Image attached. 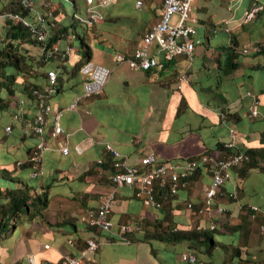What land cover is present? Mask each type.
<instances>
[{"label": "crops", "instance_id": "0c3cea01", "mask_svg": "<svg viewBox=\"0 0 264 264\" xmlns=\"http://www.w3.org/2000/svg\"><path fill=\"white\" fill-rule=\"evenodd\" d=\"M11 1L0 0V8L10 6ZM44 2L35 0L36 14L45 11ZM161 8V0H145L142 8L136 7V0H114L108 7H98L102 17L95 21L93 29L105 34L99 37L104 47L101 50L92 46V60L97 55L104 62L98 63L111 69V76L102 92L82 97L75 108L70 105L77 96H82L86 80L80 73L71 76L65 72L63 84L59 86L58 80L56 90L46 98L53 113L60 112V123L65 129L56 143L45 151L44 174L35 185L37 189L48 187L46 215L52 227L35 220L30 231L12 228L0 235V264H29V256H33L37 264H61L68 255L82 257L83 264H190L181 258L184 252L196 255L205 264L264 263V194H260V190L252 191L250 184L252 171L264 174L263 160H260V167L247 169L243 164L226 172L221 190L224 193L236 191L237 196L232 199L219 196L213 200L215 230L223 237L217 243L213 233L210 249L197 247L195 241L171 245L156 243L154 238L147 237L154 226L169 218V212L178 229L188 230L197 223L199 218L194 209L201 205L203 187L208 182L203 174L182 187L177 196L171 195L172 200L162 205L165 209L150 208L136 196L134 189L121 187L119 193L116 192L111 219L115 228L126 220L136 223V229L129 233V242H122L113 233L105 234L89 224L91 210L100 204V194H108L114 187L111 176L115 168L113 160L109 161L112 155L106 150V142L118 149L129 164L144 170L143 159L152 153L162 162H179L206 154L208 150L221 152L223 146L218 145H226L232 135L236 138L240 129L236 123L224 121V110L245 114L246 110L251 112L253 109V99L247 95V90L251 88L256 93L259 87L252 88L251 81L244 79L238 69L229 79L230 84L225 81L228 89L220 91L228 100L225 105L222 96L215 95V99L221 98L216 102L210 100V94L203 93L205 91L199 94L195 81L199 71L196 65L186 66L185 56L166 62L159 54V65L148 71L132 70L127 63L118 61L119 54L128 57L134 54L141 37L159 20ZM254 10H248L247 21L255 16ZM64 18V15L58 16V24L68 26ZM2 24L5 22H0ZM117 34L122 39H117ZM258 42L264 44V37L256 38L251 44ZM34 48L35 55L42 57V49ZM153 49L158 52L157 45ZM74 56L73 52L67 62ZM71 64L73 67L77 63L72 61ZM212 65L216 66L215 63ZM57 72L59 74L58 69ZM236 75L243 81H234ZM201 83L204 86L205 83ZM245 85L248 87L243 92L241 88ZM258 103L257 110H260L261 100ZM28 105V110H36L31 102ZM52 119L51 114L45 130L48 139L50 129H53ZM31 123L27 121L26 127L22 128L24 122L15 119L12 123L14 139L0 143L2 149L20 155L21 161L27 158L29 147L39 139L29 136ZM242 134H245L244 142L248 134L253 145L264 142V134L262 137L258 131L249 133L247 129ZM23 135L28 137L26 141L22 139ZM77 144L82 145L81 154L74 150ZM64 146L70 147L68 154L63 153ZM254 179L257 189L264 182V175H256ZM189 202L194 205L193 212L186 208ZM252 206L259 209L253 211ZM141 221L149 232H145ZM131 233L138 240H131ZM111 237L116 240H110ZM88 240L97 242L98 249L89 250ZM196 242L201 246L209 243Z\"/></svg>", "mask_w": 264, "mask_h": 264}, {"label": "trees", "instance_id": "16d2710c", "mask_svg": "<svg viewBox=\"0 0 264 264\" xmlns=\"http://www.w3.org/2000/svg\"><path fill=\"white\" fill-rule=\"evenodd\" d=\"M69 1L72 3L73 7V20L70 26H66L58 24V16L63 15L61 10L64 8L66 0H52V2H50L49 0H45L48 5L45 6V11H41L46 15L47 37L44 41H41L37 37L33 36L31 31L23 24V20L21 18H14L11 16L13 14H19L22 18H29L31 21L36 23L37 14L34 12V8H25L20 0H12L10 6L0 8V16H3L5 18V24L0 25V28H3V31L0 32V128L3 127L4 129L3 131L0 130V132L2 133L0 143H9L12 140L13 135L9 136L8 133L7 136L5 135V133L7 126L10 125L12 128V123L15 121V119L24 122L22 128L26 127L27 121L33 123L36 117L39 101L37 96H35L33 92L34 90H41L47 85V74L49 70L57 71L58 69L59 86L63 84L62 79L64 73L66 72L64 63L67 62V59L70 57V55L65 54V51L68 46L74 48L73 43L75 40H73L72 38V36L75 35L74 32L72 31L71 34H69V27L74 28V23L76 20L79 21L82 25L79 46L80 60L77 64L73 65L71 76L78 75L80 73L81 66L92 58V46L88 44V40L92 38V36L90 35V31H92V29L94 28L95 22L89 24L76 17V14H79L78 12H76L78 6L82 10V13L80 15L82 17L87 16L86 3L84 0ZM263 9L264 8H262L261 3L257 1L255 7L250 6L249 12H253L254 10V17H259ZM49 12H51V16L48 15ZM56 18L57 21L55 22ZM228 32L230 34L232 33L230 30ZM54 45H58L61 48V51L56 53L52 58H46V56L37 57L35 54H31L28 48V46H32L40 48V50L42 49L44 52H47L48 49L53 50ZM257 45L259 46V50L253 53V55L256 56L264 54V44L262 42H258ZM238 46V40L235 37H231L230 35L229 43L227 46L224 44H220L218 46L217 59L214 60V58H212V62L208 66L205 62H202L198 71L205 72L206 70H208L210 73H212V75H215V77L219 76L220 80L218 82L220 84L232 78L237 69L239 70L243 68L242 66L250 68H253L256 65L261 66L260 62L257 64H245L244 62L240 61V55L241 53H244V48L241 52L240 50H238ZM63 54H65L64 57L62 56ZM213 63H215L216 66H213ZM190 72H192V69L189 70V73ZM258 85L259 86L257 87H259V89L258 91H256L255 97L258 102H260L261 100V104H263H260V106H262L261 108L264 109V85ZM213 90L214 89L211 88L212 92H209L211 96L210 100H215L216 102L220 101L221 98L215 99V95L222 96L223 98V94L220 92V90H217V92ZM202 91H205L203 93H206L204 87L202 88ZM22 100H24V111L22 112L21 120H19V118H16V115L18 114V108L21 105ZM30 102L32 104V107H34L36 110H28V108L30 107V105L28 104ZM46 102H48V99H46ZM227 103L228 100L226 98H223L222 104L226 105ZM224 111V116L222 117L224 121H226L227 123L234 122L238 127H240V129H238V133H236L235 147H226L225 144H219L218 147L223 146V148L220 149L224 150L226 152V155H231L238 152H243L244 154H246L249 157V159L245 163L247 169L260 167V160L264 161V142L263 144L261 143L258 145H253L249 134L244 142V140L242 139L244 138L243 135L245 136V134H242V132L245 133V130L249 129V133L258 131L262 136V134H264V110H258V114L254 116L251 115V112H249V110H246L245 114H243V111ZM32 123L30 125V129ZM29 136L37 137V135H35V133L32 131L29 133ZM22 139L26 141L28 137L26 135H23ZM238 141L239 143L237 144ZM0 149H2L1 144ZM32 149L33 147L29 148L28 157L31 154ZM6 150L7 149H4V153L7 152L8 154H13L11 151ZM205 153L208 154L211 153V151L208 150ZM27 158L23 160V164H18V162H23L19 160V158H15L12 160L10 156L7 161L0 162V177L7 178L14 184L11 185V183H3L2 181H0V235L4 234L12 228H16V224L20 225L33 222V220L37 216L41 217L42 214L44 215L43 211L48 206L49 194L47 186L43 187L41 192H38L36 186H30V184L24 181L20 175L14 174V172L17 171L18 168H30V164L27 161ZM113 158L114 157L112 156L109 161L111 163L113 160L112 163L114 164L115 160ZM210 169L211 166H204L199 168L196 174L189 179V183H191L194 179L202 174L206 177V174L210 172ZM17 183H20V185H16V187H14ZM31 188L34 191H31ZM172 197L170 194H166L164 192H159L158 194V198L164 204L168 201H171ZM165 207L166 206L164 205V208L162 209H165ZM194 210L195 214H197L196 217L199 219H197V223L194 224L191 229H178L177 223L173 220L170 212H167L169 218L162 222H159L156 226H154L153 232L151 234L149 233L147 237L154 238L156 240V243L171 245L183 241H208L210 242V244L208 243V248H212L211 242L213 241V232L216 228L214 230L197 229V225L203 223V221L207 219V216H199L198 208H195ZM144 228L146 233L150 231L149 228ZM97 229L101 232V229ZM138 236L139 235H137V237ZM130 238L134 241L137 239L133 233H131ZM147 241L151 242L150 239H148ZM152 247H154L153 243ZM153 254L155 255V253ZM232 261H234V259H232ZM230 263L233 264V262Z\"/></svg>", "mask_w": 264, "mask_h": 264}, {"label": "built area", "instance_id": "2783aa9c", "mask_svg": "<svg viewBox=\"0 0 264 264\" xmlns=\"http://www.w3.org/2000/svg\"><path fill=\"white\" fill-rule=\"evenodd\" d=\"M25 8L32 9L35 6V0H20ZM44 1V0H43ZM87 6V16L82 17L80 14H76V17L83 20L86 23H93L100 19L102 16L98 11V7H108L114 0H84ZM145 0H136V7L142 8ZM162 8L160 10V18L142 37L138 47L134 51V54L130 57L124 54H119L117 56L118 61L127 63L132 70H143L148 71L155 69L159 63V54L162 55L164 61L171 62L179 56H185L186 58L192 59L196 49V27L195 21L189 20L190 12L192 10V3L195 0H161ZM44 5L48 4L44 2ZM51 12L48 13L50 15ZM52 15V14H51ZM50 15V16H51ZM14 18H21L23 24L31 31L33 36L37 37L39 40L44 41L47 37L46 30V15L42 12L37 13V21L34 23L29 18H22L19 14L11 15ZM54 25V24H53ZM73 40L76 39L75 35L72 36ZM154 45L158 46V52L152 51ZM259 50L258 45H248L244 48V53H254ZM61 48L58 45H54L53 50L48 49L47 52L42 50L41 56H46V58H52L56 53L60 52ZM74 52V48L68 46L66 48L65 54L71 55ZM65 54L62 56L64 57ZM61 56V57H62ZM80 73L85 77L84 91L82 96H77L70 108L77 107L80 99L82 97H90L103 91L104 87L109 81L111 76V69L105 65L95 63L91 60L85 62L81 68ZM48 84L45 88L41 90H34L33 94L37 96L39 103L36 113V119L32 126L35 133L41 136V142L35 147L31 156L30 162L32 163L31 176L36 177L43 174L42 163H43V153L50 148L51 142L56 140L62 133V128L58 119H60V112L53 113V108L50 103L46 102V98L51 95L58 85V72L56 70H49L47 74ZM253 99V109L251 110V115L258 114V101H256L255 95L248 93ZM24 111V100L21 101V105L18 108V114L16 118H22V112ZM53 115V129H50L49 139L45 137V128L48 126V118ZM6 131L9 133L11 131V126L6 127ZM235 140L232 139L226 143V147H235ZM107 149L112 151V156L116 160L114 163L115 169L119 172L113 178L114 182L118 185L123 183L136 185L138 188V195L143 196L144 203L148 207H162L163 202L158 198L159 192L170 194L177 193L180 191L182 186L179 184L175 185H160L158 189L154 190L153 181L157 178H162L166 173V167L162 166L158 170L149 167V164L155 161L154 155H147L143 159V163L147 165L143 170L141 167L129 164L127 159H124V155L120 153L118 149L113 148L110 144L106 145ZM64 152L68 149L64 148ZM226 152L221 150V152H211L207 155L211 157L204 156L201 160H196L201 164L213 163V169H223L230 168L232 165L241 164L247 161L249 157L243 152L233 153L226 156ZM218 159V160H217ZM200 164V165H201ZM195 165V164H193ZM193 170H196V166ZM172 178L176 180L178 175L176 172H172ZM193 171L191 173L186 172L183 174L184 187L189 184V179L192 177ZM163 180V179H162ZM164 181V180H163ZM221 182L217 181L213 185H207L204 188V204L205 209L201 212L209 213L210 216L214 209V205L211 202L213 196H217L220 188ZM163 190V191H162ZM155 191V195L153 192ZM110 197H102L101 204L99 208L90 212V223L96 225L103 230H109L112 227V222L109 220L111 213V204L105 200H113L114 193H110ZM235 193L230 194L234 196ZM108 196V195H107ZM188 210L193 212L191 204L186 207ZM101 220H96L102 218ZM201 226H198L200 228ZM214 225H211L213 228ZM136 229V226H126L124 231H130L131 229ZM98 247L93 240H88V249L94 250ZM181 258L188 260L190 262H195V257L186 252L182 253ZM29 264H37L33 256L28 257ZM62 264H83L82 257H74L66 259Z\"/></svg>", "mask_w": 264, "mask_h": 264}, {"label": "rangeland", "instance_id": "374dc122", "mask_svg": "<svg viewBox=\"0 0 264 264\" xmlns=\"http://www.w3.org/2000/svg\"><path fill=\"white\" fill-rule=\"evenodd\" d=\"M60 1V0H57ZM257 1H259V3H261L262 8H264V0H195L192 3V10L190 12V18L189 20L191 21H195V27H196V35H195V40H196V49L194 52V56L193 59L190 58H183V60L185 62H187L186 66L190 65V67L192 65H196V69L199 70V67L202 62H205L208 65H210V63L212 62V58H214V60L217 59V55H218V46L220 44H224V45H228L229 43V39H230V35L231 37H235L238 42H239V46H238V50H240L242 52V49L247 46L248 44H251L252 41H254L256 38L258 37H264V9L262 10V13L259 17H253L251 18L249 21H247V17H248V10L251 7H255L257 4ZM62 14L64 15V22L68 23V25L70 26L71 22H72V14H73V7H72V3L68 0L65 3L64 8L61 10ZM76 12H78L79 14L82 13V10L79 8V6L77 7ZM153 12V10H152ZM247 15V16H246ZM4 17L0 16V22L3 23L4 22ZM74 28L69 27V34H71V32L73 31L75 34L76 39L74 40V54L75 56L73 58L70 59V62H66L65 63V71L66 73L70 74L71 70H72V64L71 62L73 61L74 63H78V61L80 60V50H79V46H80V35L82 32V25L80 24L79 21H75L74 23ZM228 30H230L232 33L230 34L228 32ZM3 31V28H0V32ZM90 35L92 36V38H90L88 40V44L93 46L94 48H103L104 47V43L102 41L99 40V37L101 35H105V34H100L97 30H92L90 31ZM113 36H115L114 34H112ZM1 38V36H0ZM117 39H122V37L120 35H116ZM29 51L31 54H35L36 50L34 47H29ZM102 50V49H101ZM154 49L152 48V51ZM240 61L244 62L245 64L247 63H261V66L256 65L255 67H245L242 66L243 68H241L240 70H238L239 74L241 73L244 74V79L246 80H250L252 83V88L259 86L260 85H264V54H260V55H253V53L250 54H244L241 53L240 55ZM91 61L95 62V63H104L102 61H100L97 58V55H95L93 57V60L91 58ZM97 61V62H96ZM197 76V79L195 81H197V90L200 94V91L202 92V87L205 88L207 95L209 94V92L211 91V88H213L215 92H217V90H225L228 89L227 88V84L225 83H220L219 84V76L215 77V75H212V73H210L208 70H206L205 72H197L195 74ZM237 79H235L234 81L236 82H242L243 78L239 75H236ZM199 77V79H198ZM203 79V80H202ZM201 81H203L205 84L204 86L202 85ZM228 84L231 83L230 80H227ZM248 86H243L241 89L243 90V92L246 91V88ZM255 89V88H254ZM248 93H251L252 95H255L256 93H254V91L250 88H248L247 90V95ZM251 96V95H248ZM247 96V97H248ZM213 103V102H210ZM262 106H260V110H264L263 108H261ZM2 128H0V130L2 131ZM13 129L11 128V131L9 132V136H12L13 134ZM5 133V132H4ZM1 132H0V138H2L1 136ZM5 135L8 136V134L5 133ZM14 137V135H13ZM12 137V139H14ZM37 138V137H36ZM58 140V138L56 140H54L53 142H51V146L50 148L56 143V141ZM41 142L40 139L37 138V140L35 141L34 144H32L30 147H33V149L31 150V154L33 152V150L35 149L34 146H38V144ZM29 147V148H30ZM48 150V149H47ZM27 158V161L30 164V167H32V163L30 162V156ZM44 155V153H43ZM10 158L13 160L15 158H20L21 156L18 155L16 152H13V154H8L7 152L4 153V149H0V162L1 161H7V159ZM227 157H229V155H226ZM114 159V158H113ZM115 160V159H114ZM23 161V160H22ZM24 162V161H23ZM116 162V160H115ZM114 162V163H115ZM247 161H244L241 163V165L245 164ZM260 163V162H259ZM115 168V166H114ZM42 169H43V165H42ZM264 171V170H263ZM14 174H18L21 176V178L26 181L28 184H30V186H34L39 183L41 181L42 176L40 177H31L30 176V170L28 168H24V169H19L17 171L14 172ZM256 175H264L261 174V171L255 170L251 172V176H252V180L250 181L251 189L252 191L256 192L258 190H260V194H264V182H262L261 184H259V188H254L255 185V176ZM44 178V177H43ZM0 181H2L3 183H11V185H14L13 182H10L9 179L7 178H3L0 177ZM124 184V183H123ZM122 184V185H123ZM16 185H20V183L15 184L14 187H16ZM38 186H36L37 189ZM43 188V187H42ZM41 189H37L38 192L42 191ZM115 187H111V189H114ZM121 187H119L120 189ZM119 189L117 190V194L119 193ZM158 189V188H157ZM246 190V186L244 187V189L242 190L243 192ZM31 191H34L31 188ZM116 194V196H117ZM111 194H108V196L106 197H110ZM102 196L100 194V196L98 197V202L100 200H102ZM256 199V197H255ZM108 203H112L111 204V211L113 209V203H115V200H105ZM163 207V206H162ZM162 207H153L156 209H162ZM150 208H152L150 206ZM47 209V208H46ZM46 209H44L42 216H37L33 221L36 220V222L40 221L41 223L44 224H48V226L52 227V224L50 223V219H47V211ZM99 218L96 220H101L103 219ZM109 220L112 222V227L109 230H105L103 231V233L105 234H110V233H114V232H122L124 231V229L126 228V226L128 224H130L129 226H135L136 223H130V220H126L125 222L119 224V226L117 228L114 227V220L111 219L109 217ZM87 222V220H86ZM32 222L29 223H25V224H16V228L15 229H19V228H23L25 230L30 231V229L32 227H30ZM142 226L145 227V224L142 223ZM214 238L215 241L218 243L223 235L220 233L219 230H215L214 232ZM131 235V234H130ZM127 238L129 239V234L127 235ZM115 240V237H111L110 240ZM226 242H228L229 240H225ZM197 247H208L209 244L204 243L199 244L198 242H195ZM198 243V244H197ZM180 245H183L180 244ZM178 245V246H180ZM48 246V245H46ZM223 250V249H222ZM225 252V249L222 251ZM75 255H68L65 256L63 258V261H65L66 259L69 258H74Z\"/></svg>", "mask_w": 264, "mask_h": 264}, {"label": "bare ground", "instance_id": "6f19581e", "mask_svg": "<svg viewBox=\"0 0 264 264\" xmlns=\"http://www.w3.org/2000/svg\"><path fill=\"white\" fill-rule=\"evenodd\" d=\"M251 45H257V44H251ZM255 53V52H254ZM246 54H250V53H246ZM35 119H36V117H35ZM35 119H34V121H33V123H32V126H33V124H34V122H35ZM19 120H21V118H19ZM48 120H49V118H48ZM52 121H53V119H52ZM58 122L60 123V119H58ZM32 126H31V130H32V132H34L33 131V129H32ZM60 126H61V128H62V134H64L65 133V129H64V127L62 126V124L60 123ZM52 128H54V126L52 127ZM45 130H46V128H45ZM7 132V131H6ZM8 133V132H7ZM35 133V132H34ZM38 137H39V139H41V136L39 135V134H37V133H35ZM61 134V135H62ZM46 137V136H45ZM232 139H234V140H236V138H235V136L234 135H232ZM231 139V140H232ZM91 140H92V138H91ZM107 144H110L113 148H115L110 142H106L105 143V147H106V145ZM34 147H36V146H34ZM64 148H67L68 149V151L67 152H64L63 151V149ZM116 149V148H115ZM74 150L76 151V152H78V153H82V145L81 144H77V145H75L74 146ZM106 150L108 151V152H110L111 153V155H112V151L111 150H109V149H107V147H106ZM62 151H63V153H65V154H68L69 152H70V147L69 146H64L63 148H62ZM45 153V152H44ZM149 155H154V157H155V161L154 162H152V163H150L149 164V167H152L153 169H155V170H158L159 168H161L162 166H164V167H166V173L164 174V175H162L163 177L162 178H157V179H155L154 181H153V188H154V190H156V188H158L160 185H164V184H168V185H175V184H179L180 186H182V187H184V180H183V174L184 173H186V172H189V173H191L192 171H193V174H192V177L196 174V172H197V170L199 169V168H201V167H204V166H211V169H210V172L208 173V174H206V177L208 178V182H206L204 185L205 186H207V185H213L215 182H217V181H220L221 182V184L223 185V183H224V178H225V175H226V172L231 168V167H233V166H238V165H241V164H237V165H232L230 168H223V169H213V163H207V164H204V163H200V162H197L196 163V160H201L204 156H208V157H211L210 155H207V154H202V155H200V156H198V157H192V158H188V159H185L184 161H169V162H162V161H160V160H158V158H157V156L155 155V154H149ZM43 160H44V155H43ZM218 160V159H217ZM24 162H18V164H23ZM193 164H195V165H193ZM201 164V165H200ZM42 165H43V163H42ZM114 165V164H113ZM143 166L144 167H146L147 165H145L144 163H143ZM196 166V170H193L194 169V167ZM31 170H32V167H30V173H31ZM172 172H176L177 173V175H178V178L176 179V180H174L173 178H172ZM119 172L115 169V171L112 173V176H111V179H112V182H113V184H114V189L111 191V192H113L114 193V198H113V200H115V197H116V192H117V190L119 189V187H123V186H127V187H129V188H132V189H134L135 190V192H136V196L137 197H139L141 200H142V202L144 203V199H143V196H139L138 195V188H137V186L136 185H130V184H126V183H124L123 185H118L117 183H115L114 182V180H113V178H114V176L116 175V174H118ZM43 174H44V167H43ZM43 174H41V175H39V176H42ZM30 176H31V174H30ZM39 176H36V177H39ZM32 177V176H31ZM164 181H163V180ZM222 185H221V187H222ZM205 186L203 187V196H202V203H201V205L198 207V215L199 216H207V219L206 220H204V222L203 223H200V224H198L197 225V229H200V230H214L216 227H217V224H216V221H215V218H214V215H213V211H212V214L209 216L208 214L209 213H207L206 212V210H205V212H201V210L202 209H205V204H204V188H205ZM110 192V193H111ZM110 193H108V194H110ZM178 193L179 192H177V193H170V195H173V196H177L178 195ZM232 193H235V195L234 196H230V194H232ZM108 194H103V195H101L102 197H105V196H107ZM153 195H155V191L153 192ZM219 196H226L227 198H229V199H232V198H235L236 196H237V192L236 191H232V192H229V193H224L222 190H221V188H220V191H219V193H218V195L217 196H213L212 197V199H211V202H213V200L214 199H216L217 197H219ZM100 204H101V200H100ZM100 204H99V206H100ZM145 204V203H144ZM189 204H191V207L193 208L194 207V205H193V203L192 202H189L188 203V205ZM99 206H98V208H99ZM97 208V209H98ZM97 209H95L94 211H96ZM252 209H253V211H257L259 208L257 207V206H252ZM214 210V209H213ZM252 216L254 217V214H252ZM110 218H111V213H110ZM89 222H90V217H89ZM91 224V223H90ZM214 225V227L213 228H211V225ZM92 225V224H91ZM130 224H128L127 226H129ZM92 226H95V227H97V228H99V229H101V231H105V230H103L102 228H100V227H98V226H96V225H92ZM198 226H201L200 228H198ZM133 230V228L130 230V231H122V232H114L113 234V236H116L117 238H118V240H120V241H122V242H129V239L127 238V235L131 232ZM94 241V240H93ZM95 242V241H94ZM96 244H98L97 242H95ZM98 247H99V244H98ZM98 247L96 248V249H98ZM194 257H195V262H190L189 261V263L190 264H205V262L204 261H202V260H200V259H198L197 258V256L196 255H193ZM63 262V261H62ZM62 264V263H61ZM229 264H232V263H229Z\"/></svg>", "mask_w": 264, "mask_h": 264}]
</instances>
